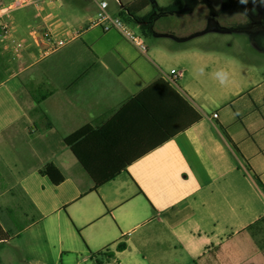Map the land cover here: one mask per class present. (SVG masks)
Instances as JSON below:
<instances>
[{"label":"crops","instance_id":"obj_1","mask_svg":"<svg viewBox=\"0 0 264 264\" xmlns=\"http://www.w3.org/2000/svg\"><path fill=\"white\" fill-rule=\"evenodd\" d=\"M100 2L16 10L15 56L0 38V264H264V192L253 175L264 184V79L244 70L250 83L234 89L237 64L197 49L168 69L169 53L141 54L100 27L37 58L33 31L83 29ZM128 6L139 19L150 8ZM192 28L173 34L206 32ZM190 61L220 65L214 109ZM173 69L180 85L168 80ZM86 126L77 144L90 171L64 141ZM47 164L63 181L40 173Z\"/></svg>","mask_w":264,"mask_h":264},{"label":"rangeland","instance_id":"obj_2","mask_svg":"<svg viewBox=\"0 0 264 264\" xmlns=\"http://www.w3.org/2000/svg\"><path fill=\"white\" fill-rule=\"evenodd\" d=\"M5 5L10 3V0H0ZM74 0H63L65 5H70ZM90 1V0H87ZM102 1V0H97ZM110 4L112 11L126 10L134 0H105ZM175 0H155V4L150 5L149 12L155 7L161 10L173 4ZM117 13V12H116ZM143 13H140L141 16ZM233 11L228 3V0H199L196 18H189L190 13L183 12L177 14L174 12H156L152 33L149 36H144L139 27L128 19L127 15H121L127 24L136 32L143 35L147 46L163 50L169 53L166 61L168 69L174 67L179 71L181 61L176 56L180 53H185L188 49H197L200 51L213 52L218 57L230 59L234 61L236 66L237 76L234 83V89L240 85L245 86L249 79L245 75L247 70L255 77V81L264 79V29L260 25L254 30L246 29L243 25L233 26L232 15ZM119 15V13L117 14ZM212 16V19L205 20ZM181 24V25H180ZM180 26V27H179ZM179 27V28H178ZM206 31L202 35L191 38L189 40L179 39L173 33L174 31L190 30L193 28ZM171 34V35H170ZM189 65L193 71V75H197L205 83L203 93H201V101L208 109H214L217 105L215 96L218 94V88L211 86V77L219 72L218 63L208 66L198 67L194 61H190ZM197 66V67H196ZM198 73L197 72V69ZM192 80V79H190ZM252 84V83H251ZM179 84V81L177 82ZM247 91V90H246ZM216 102V104H215ZM5 260H3L4 262ZM2 264H39L37 260L21 261L19 259L6 260Z\"/></svg>","mask_w":264,"mask_h":264},{"label":"built area","instance_id":"obj_3","mask_svg":"<svg viewBox=\"0 0 264 264\" xmlns=\"http://www.w3.org/2000/svg\"><path fill=\"white\" fill-rule=\"evenodd\" d=\"M62 2L63 0H10V3L5 5L0 1V38L6 44L5 50L14 56L22 50V40L13 32V14L16 10L24 7L39 8L43 4L60 5ZM108 8L109 3L105 0L101 1L95 17L83 29H72L64 34H60L51 27H47L38 36L33 31L31 34L34 37V43L38 50L37 58L43 59L50 56L74 41L83 30L93 27H100L104 32L116 31L141 54L146 55L148 47L143 35L133 30L121 15L110 13ZM181 75L182 72H177L173 69L170 72L168 80L171 84L176 85ZM213 117L217 118V114H214ZM105 252L106 250L104 249L102 253Z\"/></svg>","mask_w":264,"mask_h":264},{"label":"trees","instance_id":"obj_4","mask_svg":"<svg viewBox=\"0 0 264 264\" xmlns=\"http://www.w3.org/2000/svg\"><path fill=\"white\" fill-rule=\"evenodd\" d=\"M140 2L142 3V7L141 9L146 8L147 6L153 5L155 4L153 0H140ZM183 5L184 2L183 0H175V2L166 7L165 9L161 10L158 7H155L154 10L148 12L147 14H145L142 18H137L135 16V13L133 10H131L129 7L126 10H122L120 11L119 15H127L128 19L135 23L136 25H139V29L141 30V32L143 33L144 36H149L152 33V26L154 25V21H155V15L156 12H161V11H166V12H179L183 9ZM138 10V11H140ZM5 61L1 60L0 58V74L3 72V70L5 69V65H4ZM3 76L0 75V83L3 81ZM178 82V80H177ZM176 82V83H177ZM40 100L37 99V102H39ZM197 120L200 119V117L198 116L196 118ZM91 129L90 126H86L78 131H76L75 133H73L72 135L66 137L64 139L65 144L67 146H69L71 148V150L77 155L79 161L82 163V165L85 167V169H87L88 171H90V169L88 168V164H86V162L84 161V159H82V157H80V154H78V144L77 142L84 137V135ZM226 140L228 143L231 144V155L234 158H237L239 154L238 148L233 144L231 138L225 134ZM249 169V168H248ZM40 173L43 175L48 176L53 183L58 184L61 181H63V176L61 175L60 171L58 170V168L56 166H54L53 164H47L46 166H44L41 170ZM254 175V179L257 182L258 186L261 188V190L264 192V184L261 181L260 177L257 174H253ZM103 183V181H99V180H95V189L96 187H98L99 185H101ZM261 221H264V218L261 219ZM125 245H121L119 246V249H124Z\"/></svg>","mask_w":264,"mask_h":264},{"label":"flooded vegetation","instance_id":"obj_5","mask_svg":"<svg viewBox=\"0 0 264 264\" xmlns=\"http://www.w3.org/2000/svg\"><path fill=\"white\" fill-rule=\"evenodd\" d=\"M183 12L191 13L197 11L199 0H183ZM233 11L232 25H243L246 29L254 30L260 25L264 29V0H228ZM212 19V16L206 17L205 20Z\"/></svg>","mask_w":264,"mask_h":264}]
</instances>
